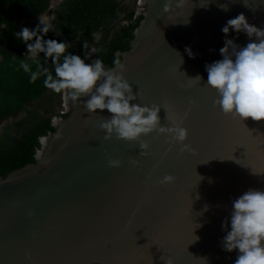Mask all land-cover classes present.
<instances>
[{"label":"water","instance_id":"water-1","mask_svg":"<svg viewBox=\"0 0 264 264\" xmlns=\"http://www.w3.org/2000/svg\"><path fill=\"white\" fill-rule=\"evenodd\" d=\"M207 2H173L165 12V0H144L129 48L120 52L124 78L139 93L135 103L161 106V125L165 106L186 113L190 151L153 132L141 136L149 145L141 156L139 141L104 139L107 110L85 113L61 94L67 112L39 136L34 161L0 177V264H234L236 251L220 246L221 223L232 200L264 190V120L240 121L214 106L205 64L222 58L228 19L243 13L264 27V0H220L227 11L200 6ZM228 38L248 42L231 30ZM185 73L202 80L182 87ZM116 159L120 165L110 166ZM165 175L174 180L161 185Z\"/></svg>","mask_w":264,"mask_h":264},{"label":"clouds","instance_id":"clouds-1","mask_svg":"<svg viewBox=\"0 0 264 264\" xmlns=\"http://www.w3.org/2000/svg\"><path fill=\"white\" fill-rule=\"evenodd\" d=\"M173 2L178 7L183 0H165L163 10L168 12ZM212 3L223 11L228 10V3H221L220 0H208L206 6L201 3L200 6L207 8ZM184 22H189L187 17ZM230 30L237 35L245 34L248 42L243 46L235 43L234 38H228ZM49 31L56 36L61 35L60 32L53 31L48 18L39 17L35 28L21 27L19 31L13 32V36L26 47L24 57L36 64V70L32 71L28 62L24 59L20 62V68L26 73L30 72V83L43 76V86L46 89L62 94L65 101L70 99L72 102H79L85 113L107 110L109 118L99 125L105 133L104 139H111L115 135L118 139L139 141L141 156L148 154L149 145L140 138L153 132L182 144V152L190 151L188 145L183 144L187 137V129L182 127L186 113H178L165 106L163 109L167 125H161L158 115L161 106L140 105L134 102L139 93L134 92L124 78L126 68L120 58L114 59L113 65L107 68L100 58L85 63L91 53L98 51L97 48H89L87 42L82 43V49L87 51H84L81 58L69 51L73 47L71 43L45 39ZM221 32L224 34L223 46L219 49L222 58L205 64L206 85L215 90L217 96L213 104L218 106L223 114L234 119L243 121L251 118L253 121H262L264 27L258 28L250 24L246 16L240 13L235 18L228 19ZM184 51L190 58H194L195 54L190 46H186ZM41 53L45 63H51V70L40 63ZM181 60L183 63L182 57ZM185 75L187 79L182 87H191L202 80L199 74L195 77H189L186 73ZM65 108L62 101L60 110ZM66 112L67 110L63 114ZM54 118L57 116H53L51 120ZM43 142L44 138H41V143ZM132 163L136 164L138 161L133 160ZM109 165L118 167L120 161L109 160ZM173 180V176L165 175L159 183L170 184ZM221 229L226 232L220 241L221 249L229 253L236 251L234 264H264V190L248 189L232 200L230 214L221 223ZM164 264L173 262L168 259Z\"/></svg>","mask_w":264,"mask_h":264},{"label":"trees","instance_id":"trees-1","mask_svg":"<svg viewBox=\"0 0 264 264\" xmlns=\"http://www.w3.org/2000/svg\"><path fill=\"white\" fill-rule=\"evenodd\" d=\"M50 1L0 0V26H3L0 27V177L34 161L38 138L55 130L51 116L58 114L56 107L62 103L61 94L43 86V76L29 82L30 72L20 68L21 59L30 64L32 71L36 70V64L24 57L26 47L13 32L21 27L33 29L34 26L28 25L29 18L52 13V29L61 35L49 31L44 38L71 43L69 51L81 58L87 51L82 49V43L87 42L89 48L98 51L91 53L85 63L100 58L107 68L114 59H121L120 52L129 48L133 31L142 19V14L134 17L132 10H127L124 0H62L51 8ZM122 12L125 22L115 23ZM97 33L98 39L94 36ZM39 61L52 69L42 53ZM20 112L24 115L18 118Z\"/></svg>","mask_w":264,"mask_h":264},{"label":"flooded vegetation","instance_id":"flooded-vegetation-1","mask_svg":"<svg viewBox=\"0 0 264 264\" xmlns=\"http://www.w3.org/2000/svg\"><path fill=\"white\" fill-rule=\"evenodd\" d=\"M61 1H62V0H55V2H54V4H53L52 7H54L57 3L61 2ZM124 1H125L126 4H129V3L131 2V0H124ZM141 1L144 2V0H136V3H137V4H140ZM140 13H142V12H139V11H138V12L136 13V11H135V13H134V17H136V16L139 15ZM123 15H124L123 12L120 13V14L118 15V17L115 18L114 22H115V23H119V24L124 23L125 21H124V19L122 18ZM52 17H53V15H52V13H51L50 22L52 21ZM116 25H117V24H116ZM94 36H95V38H96L97 34H95ZM96 39H97V38H96ZM56 109H57V112H58V114H59V113H60L59 110L61 109V106H60V107H59V106L56 107ZM65 110H66V108H65ZM58 114H53V115L51 116V118H52L53 116H57V117H64V116H65V115H64V116H59ZM23 115H24V112H20V113L17 115V117L20 118V117H22ZM0 127H1V125H0Z\"/></svg>","mask_w":264,"mask_h":264},{"label":"rangeland","instance_id":"rangeland-1","mask_svg":"<svg viewBox=\"0 0 264 264\" xmlns=\"http://www.w3.org/2000/svg\"><path fill=\"white\" fill-rule=\"evenodd\" d=\"M144 9V2L141 1L140 4H137L136 3V0H131V2L128 4V7H127V10H132V13L134 15L135 11L136 13L139 11H142ZM128 13V12H127ZM51 13H48V12H44L42 13L39 17L40 18H48V16L50 15ZM37 17V18H39ZM33 16L31 18H29V21H28V25L31 26L32 24L30 23L31 20H32ZM34 20V18H33ZM38 20V19H37ZM50 20V18H49ZM38 23H39V20H38ZM38 25V24H37ZM97 36L100 37V34L97 33Z\"/></svg>","mask_w":264,"mask_h":264},{"label":"built area","instance_id":"built-area-1","mask_svg":"<svg viewBox=\"0 0 264 264\" xmlns=\"http://www.w3.org/2000/svg\"><path fill=\"white\" fill-rule=\"evenodd\" d=\"M64 112H65V110H64V109L60 110V113H61V114H63Z\"/></svg>","mask_w":264,"mask_h":264},{"label":"bare ground","instance_id":"bare-ground-1","mask_svg":"<svg viewBox=\"0 0 264 264\" xmlns=\"http://www.w3.org/2000/svg\"><path fill=\"white\" fill-rule=\"evenodd\" d=\"M38 21V20H37Z\"/></svg>","mask_w":264,"mask_h":264}]
</instances>
